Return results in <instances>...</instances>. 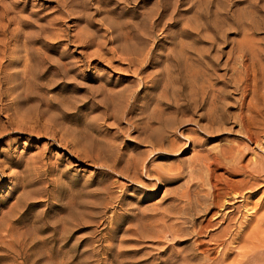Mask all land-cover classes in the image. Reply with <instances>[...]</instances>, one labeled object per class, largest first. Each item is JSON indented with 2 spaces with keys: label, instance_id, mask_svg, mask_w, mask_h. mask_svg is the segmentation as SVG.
<instances>
[{
  "label": "rangeland",
  "instance_id": "1",
  "mask_svg": "<svg viewBox=\"0 0 264 264\" xmlns=\"http://www.w3.org/2000/svg\"><path fill=\"white\" fill-rule=\"evenodd\" d=\"M0 63V264H264V0H0Z\"/></svg>",
  "mask_w": 264,
  "mask_h": 264
},
{
  "label": "bare ground",
  "instance_id": "2",
  "mask_svg": "<svg viewBox=\"0 0 264 264\" xmlns=\"http://www.w3.org/2000/svg\"><path fill=\"white\" fill-rule=\"evenodd\" d=\"M242 54V53H241ZM253 55V54H252ZM243 57V55H241ZM245 56V55H244ZM240 57V56H239ZM241 59V58H240ZM131 61V60H129ZM133 61V60H132ZM241 61V60H240ZM244 61V60H243ZM240 62L239 63V67L236 69L235 71V82H236V85L238 86L239 85V89H241V94L242 96L245 98V96L247 95L248 92H250V94L253 95L254 91L251 89L250 90V87L252 86H249L248 85V82H249V77L250 75L253 73V77H252V81L253 83L255 84V75H254V72L253 70L250 69L249 65L245 64L244 62ZM236 62V61H235ZM239 62V61H238ZM132 63V62H130ZM1 64V63H0ZM132 65V64H131ZM252 65V64H251ZM253 68V67H251ZM262 70V69H261ZM260 70V72H261ZM257 71V70H256ZM196 75H197V71H195ZM195 73H194V77H195ZM233 75V74H232ZM166 76V75H165ZM252 76V75H251ZM201 77V75H200ZM261 77V76H260ZM233 79V78H232ZM233 82V81H232ZM169 84V83H168ZM234 84V83H233ZM235 85V84H234ZM242 86V87H241ZM203 87V86H202ZM140 88V87H139ZM209 88V87H208ZM207 88V89H208ZM252 88V87H251ZM254 88V87H253ZM199 89V88H198ZM236 89V88H235ZM201 92V91H200ZM174 95V94H173ZM257 95V94H256ZM120 96V95H119ZM188 96V95H187ZM194 96V95H193ZM208 96V95H207ZM113 97V96H111ZM192 98V97H191ZM197 98V97H196ZM193 99V98H192ZM214 100V99H213ZM264 100V99H263ZM187 102V101H186ZM129 103V104H128ZM126 102V104H128L127 106V111H126V115H130L134 112V108H133V103L130 104V102ZM204 104V102H203ZM262 105V104H260ZM200 106V105H199ZM247 107H248V110L249 112L252 114V116H250V119L253 120L255 119L256 117L259 116L260 114V111H261V106L259 107V104L257 105H253L252 104V99L250 98V101H248V104H247ZM200 108V107H199ZM177 109V108H176ZM195 109V108H194ZM143 110V107H141V111ZM262 110H264V102H263V105H262ZM263 113V112H261ZM264 114V113H263ZM261 119L264 121V115H261L260 116ZM247 119V118H246ZM249 121V119H248ZM160 123V122H159ZM253 123V122H252ZM166 125V124H165ZM170 130V128H169ZM172 131V130H171ZM137 133V132H136ZM247 133V131H246ZM248 134V133H247ZM164 135V134H163ZM192 140V138H190ZM194 141V140H193ZM141 144L145 145L144 147H146L148 150H144L142 153L140 154H137L138 156H136V158H134L132 155L131 157L132 158H129V160L127 161L126 165H125V170L129 173L131 171V175L128 177L130 178V180H132V182H135V183H141V181L144 179V177H142V174H140V172H143L144 175H145V179L147 181H149V184L150 187L153 186L151 183H152V178L151 176H153L157 182H168V181H172L173 178L176 176L175 172H174V169H171V170H168L167 169V172L165 170V172H163V170L159 167V168H155L154 166H151V163L150 162H153L154 160L156 159H171V155H169V153H175L177 149V144L174 143L175 141L173 140H169V136H147L143 139L140 140ZM125 144H123L124 146ZM132 150V149H131ZM126 155V154H125ZM143 156H146L148 158H143ZM122 157V156H121ZM108 158V157H107ZM110 158V157H109ZM123 158V157H122ZM121 159V158H120ZM150 159L147 163L146 161ZM119 160V159H118ZM127 160V159H126ZM215 163V162H214ZM217 163V162H216ZM115 165V164H114ZM114 165H110V167H114ZM142 168V169H141ZM209 169V168H208ZM143 170V171H141ZM173 170V172H172ZM232 170V169H231ZM169 171H171L169 173ZM176 171V170H175ZM178 171V170H177ZM233 172V171H232ZM120 175H122L123 173L120 172L119 173ZM178 174V172H177ZM233 174V173H232ZM179 176V174H178ZM215 187V185H214ZM216 189V188H215ZM209 198V197H208ZM223 199V198H222ZM214 200V199H213ZM213 202V201H212ZM227 204H229V202H227L226 200H221L220 197H216L214 203L212 204V210H215L217 209V207L220 208V210H216L218 212L214 213L215 215H213V218L211 220H214L217 219V218H220L217 222L215 221V223L213 224L210 220L207 222L208 224V227H213V226H216V225H219L221 226V224H223L222 222H225V220H227L226 218H228V216H226V213L225 212V209H227ZM203 205V204H202ZM232 205V204H231ZM205 206V205H204ZM208 207V206H207ZM204 211L206 210L205 208H203ZM224 211V212H223ZM203 212V211H202ZM207 212V211H205ZM231 228V227H230ZM229 229V226L227 225L226 227L222 228V231H219V235L217 236V233L215 234L216 236H212L211 237V242L214 241L215 244H217V246L219 247V250H222L223 249V246L226 244H224V241H223V238L227 232V230ZM229 234V233H228ZM227 234V236H228ZM210 237V236H209ZM213 243V242H212ZM214 244V245H215ZM201 247V246H200ZM217 247V248H218ZM226 248V247H224ZM227 249V248H226ZM216 250V249H215ZM218 250V249H217ZM216 250V251H217ZM202 251V250H201ZM204 251V250H203ZM207 251V250H206ZM224 253H226L224 250L222 251ZM220 253V252H219ZM216 254V253H215ZM222 254V253H221ZM201 255H203V258H202V261L200 262H203V264H221L222 263V260H218L217 258H211L207 252H203L201 253ZM200 256V255H199ZM213 256V255H212ZM217 256V254H216ZM219 256V255H218ZM196 257V256H195ZM221 257V256H219ZM218 257V258H219ZM225 257V256H224ZM223 257V258H224ZM227 257V256H226ZM225 257V258H226ZM197 258V257H196ZM201 258V257H200ZM190 259V257H189ZM192 259V258H191ZM256 260V259H255ZM186 261V260H185ZM193 261V260H192ZM190 261V262H192ZM224 261V259H223ZM226 261V260H225ZM244 261V259H243ZM235 262V260H234ZM241 263H243L242 261H240ZM240 262H237L236 261V264H240ZM248 262V261H247ZM251 262V261H250ZM249 262V263H250ZM224 263V262H223ZM222 263V264H223ZM232 264V263H231ZM255 264V263H253Z\"/></svg>",
  "mask_w": 264,
  "mask_h": 264
}]
</instances>
